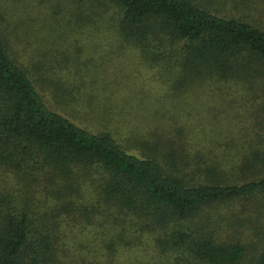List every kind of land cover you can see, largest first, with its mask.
I'll return each mask as SVG.
<instances>
[{
	"label": "trees",
	"instance_id": "obj_1",
	"mask_svg": "<svg viewBox=\"0 0 264 264\" xmlns=\"http://www.w3.org/2000/svg\"><path fill=\"white\" fill-rule=\"evenodd\" d=\"M72 6L91 23L94 15L106 17L102 25L174 78L170 88L177 94L216 79L264 77V24L215 9L214 0H74ZM9 24L0 7V264H67L69 219L57 210L63 206L67 213L83 208L96 225L86 264H111L105 257L124 248L110 243L131 232L129 226L137 229L131 242L147 237L168 264H264V247L251 251L215 220L223 204L264 200V151L226 170L215 161V148L200 147L181 125L134 152L111 132L89 129L51 107L16 56ZM258 105L255 119L264 124V97ZM167 122L184 124L173 114ZM84 187L87 200L75 202ZM37 189L46 200L35 210L30 201ZM131 242L123 240L125 247Z\"/></svg>",
	"mask_w": 264,
	"mask_h": 264
},
{
	"label": "rangeland",
	"instance_id": "obj_2",
	"mask_svg": "<svg viewBox=\"0 0 264 264\" xmlns=\"http://www.w3.org/2000/svg\"><path fill=\"white\" fill-rule=\"evenodd\" d=\"M214 1L215 9L264 24V0ZM72 5L74 0H0L10 23L14 52L36 76L51 107L89 129L111 132L137 153L148 148L143 143L153 144L159 135L165 138L181 125L189 127L200 147L215 148V161L224 163L226 170L264 151V124L255 119L260 117L256 111L264 97V77L259 75L254 82L216 79L203 89L193 87L177 94L170 88L174 78L145 62L139 50L124 42L113 27L102 25L106 17L94 15L91 23L82 13L77 17ZM172 114L184 124H168ZM214 138L215 146H211ZM233 174L238 177L237 172ZM4 183L11 194L19 193ZM36 194L30 203L38 210L46 199L41 191ZM74 198L78 203L87 200L85 187ZM64 207L57 209L69 219L64 222L69 226L63 227L69 240L62 256L67 264H86L85 253L90 260L93 256L90 248L96 225L89 224L83 208L74 206L67 213ZM215 220L222 224L224 235L249 243L251 251L264 247V200L253 196L223 204L215 208ZM129 227L131 232L123 239L115 237L110 243L124 249L115 257L110 255L111 259L104 256L105 260L111 264H168L147 237L131 242L137 229ZM123 240L132 245L125 247Z\"/></svg>",
	"mask_w": 264,
	"mask_h": 264
}]
</instances>
